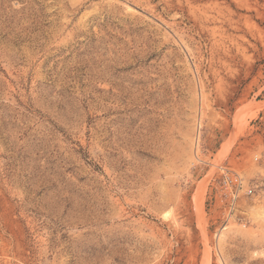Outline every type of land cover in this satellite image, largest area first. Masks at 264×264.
<instances>
[{
    "label": "rangeland",
    "instance_id": "obj_1",
    "mask_svg": "<svg viewBox=\"0 0 264 264\" xmlns=\"http://www.w3.org/2000/svg\"><path fill=\"white\" fill-rule=\"evenodd\" d=\"M0 264H264V0H0Z\"/></svg>",
    "mask_w": 264,
    "mask_h": 264
},
{
    "label": "built area",
    "instance_id": "obj_2",
    "mask_svg": "<svg viewBox=\"0 0 264 264\" xmlns=\"http://www.w3.org/2000/svg\"><path fill=\"white\" fill-rule=\"evenodd\" d=\"M223 171L224 169L221 168ZM224 183L226 184V186H228L230 188V198L232 201H235L241 192V188H242V183L238 178H232L231 176H227L225 175L224 179H223ZM251 190H247L246 194H250Z\"/></svg>",
    "mask_w": 264,
    "mask_h": 264
},
{
    "label": "bare ground",
    "instance_id": "obj_3",
    "mask_svg": "<svg viewBox=\"0 0 264 264\" xmlns=\"http://www.w3.org/2000/svg\"><path fill=\"white\" fill-rule=\"evenodd\" d=\"M195 145H196V142L194 143V149H195ZM196 151H197V150H196ZM193 155H195V153H194ZM223 230H225V229H223Z\"/></svg>",
    "mask_w": 264,
    "mask_h": 264
}]
</instances>
